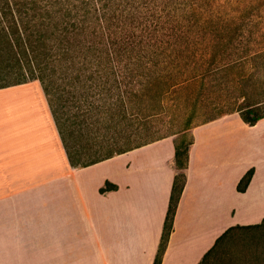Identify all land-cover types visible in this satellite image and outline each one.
Returning a JSON list of instances; mask_svg holds the SVG:
<instances>
[{
    "label": "crops",
    "instance_id": "0c3cea01",
    "mask_svg": "<svg viewBox=\"0 0 264 264\" xmlns=\"http://www.w3.org/2000/svg\"><path fill=\"white\" fill-rule=\"evenodd\" d=\"M25 86L35 87L36 106L27 122L10 123L1 97ZM0 107V242L22 246L23 264H154L179 172L176 142L161 139L74 168L36 82L0 90ZM233 118L242 122L231 114L191 130L187 167L180 171L185 186L161 264H201L227 230L264 220V119L251 127L242 122L252 133L242 158L239 140H226L231 148L224 153L217 139L197 137ZM107 182L117 188L101 193Z\"/></svg>",
    "mask_w": 264,
    "mask_h": 264
},
{
    "label": "rangeland",
    "instance_id": "374dc122",
    "mask_svg": "<svg viewBox=\"0 0 264 264\" xmlns=\"http://www.w3.org/2000/svg\"><path fill=\"white\" fill-rule=\"evenodd\" d=\"M93 1L98 9L97 13L91 14L90 25L95 28L94 34L97 38L102 35L111 48L120 51V56L113 60L116 77L97 73L100 67L94 65L100 62L96 60L102 52L100 48H103L99 44L87 55L93 61L81 60L79 68L86 66V73L80 81L70 71H61V68L79 62L77 59L75 62L72 59L63 61L64 66L55 58L47 60L46 74L50 75L46 78V86L50 90V99L55 107L58 106L65 120L69 142L76 149H82L89 156L102 152L105 144L101 137L109 139V143L117 149L163 137H170L177 144L192 141V129L184 132L183 127L192 99L198 94L197 87L191 86L183 99L176 103L171 93L161 97L166 85L155 80L158 74H166L173 66L168 63L166 54L175 48L183 50L180 72L184 76L202 70L193 66L195 60L209 63L216 59L213 64L215 68L230 64L217 76L220 87L211 89L208 86L203 92V96L218 98L226 111L240 109L243 94L253 101L261 92L250 86H240L237 82L244 74H254L253 80L260 83L264 80V66L260 63L254 66L248 63L243 67L235 65L234 60L245 51H240L236 42L214 48L211 38L232 36L241 14H245L246 34L254 30L264 32V0ZM101 27L104 32L100 30ZM250 46L253 45L245 48ZM68 49H72L70 45ZM129 51L133 52L130 57L132 61ZM247 53L251 51L247 50ZM135 54L140 57L139 61ZM134 60L138 61V73H131ZM34 82L42 89L38 81ZM33 88L20 87L1 97L4 102L1 106H7L4 110L8 122L23 123L30 119L29 110L35 105ZM126 91L135 97L132 103L127 102L122 106L118 94L124 93V97ZM186 98L191 103H187ZM4 119H0V122H5ZM200 119L196 120L203 118ZM224 123L222 128L197 132L199 141L203 143L213 139L215 142L217 139L216 147L222 145L223 152L227 153L231 148L227 141L232 144L239 140L242 158L247 151L244 142L250 139L252 133L235 118ZM221 131L224 137L222 141L225 142L217 138H222ZM100 134L101 137H98ZM97 142H101V145H96ZM211 146L215 147V144ZM0 264H23L22 246L0 242ZM205 264H264V232L236 231L219 245Z\"/></svg>",
    "mask_w": 264,
    "mask_h": 264
},
{
    "label": "trees",
    "instance_id": "16d2710c",
    "mask_svg": "<svg viewBox=\"0 0 264 264\" xmlns=\"http://www.w3.org/2000/svg\"><path fill=\"white\" fill-rule=\"evenodd\" d=\"M97 11L98 9L93 0H0V90L34 81H38L41 84L65 153L69 163L74 168L88 167L149 143L168 138L163 137L148 143L127 145L124 148L117 149L114 148L113 144L109 143V139H103L101 137L102 134H100L98 137L102 138L105 148L102 152H98L93 156H89L82 149H76L70 144V139L68 138L64 124L65 120L61 117L58 106L55 107L54 102L50 99V90L46 86V78L50 75L46 74L47 60L55 58L62 63L69 59L75 62V59H77L79 62L72 63L71 66L66 68H61V71H70V74H74L77 80L80 81V78L86 73V66L79 68L82 64L81 60L93 61L92 58H87V55L99 44L103 48H100L102 52L99 53L96 60L100 62L94 65L100 67L97 73H102L105 77L111 75L115 78L117 73L114 71L115 63L113 60L114 57L120 56V51L111 48L108 45L109 41H105L102 35L97 38L94 34L95 28H91L90 21L91 14L97 13ZM244 26L245 14H241L237 28L232 36L222 35L219 36V39L214 37L211 38V43L215 44L213 45L215 48L221 44H232L236 42L237 48L245 52H242L234 60L233 63L235 65L243 67L248 63L251 65L260 63L263 67L264 32L254 30L246 34L244 32ZM100 30L104 32V28L101 27ZM69 45L72 48L71 50L68 49ZM247 45L253 46H250L251 48H245ZM247 50L251 51V53H247ZM132 55L133 52L129 51L130 61H132L130 58ZM135 58L138 61L140 59L136 54ZM166 58H168L170 65L173 64L169 72L166 73H169V76H166V74H158L155 79L166 85L165 89L161 92V97L171 93L173 94L175 102L178 103L183 99V95L191 86H196L198 91L197 96L192 99V103L189 98L185 99L187 103H191V108L185 116L184 132L233 113H238L242 122L250 127L256 125L261 119H264V80L260 83L258 81L255 82L253 80L254 74L240 76L237 82L240 86H250L257 91L261 90V92H258L257 99L253 101H250L246 94H243L244 101L240 109L228 110L230 111L228 112L225 106L217 100L218 98L203 96V92L208 86L211 89H215L217 86L220 87L221 83L217 76L222 73L223 68L230 64L222 68H215L213 64L216 59L210 60L209 63H200L199 60H195L193 61L195 63L193 66L196 69L202 70L189 76H184L180 72L183 50L181 48H175L170 54H166ZM138 61L134 60L135 63H131V73H138V70H136V68L139 69ZM62 64L63 66L65 65L64 63ZM126 70L124 71L125 73ZM86 79L90 80L92 78ZM123 94H118L121 105L123 106L127 102L132 103L135 95L128 91L125 92L124 97ZM150 115L153 116V114ZM197 118L203 119L198 121L196 120ZM98 122L99 120L96 123ZM191 144L192 141L187 144H175V161L179 172L174 178L162 238L154 264H161V259L172 231L174 215L186 181L184 173L180 171L185 170L187 167L188 150ZM96 145H101V142H97ZM253 173L254 170L250 169L242 177L237 186L238 192H245ZM116 188L107 182L100 192L105 193ZM236 231L264 232V220L257 226L235 227L227 230L217 240L214 247L206 253L201 264H205L219 245Z\"/></svg>",
    "mask_w": 264,
    "mask_h": 264
}]
</instances>
